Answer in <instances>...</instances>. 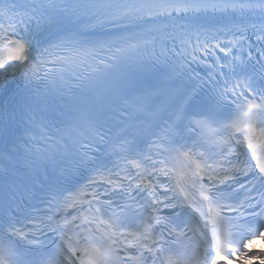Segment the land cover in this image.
I'll return each mask as SVG.
<instances>
[{
	"label": "snow or ice",
	"instance_id": "1",
	"mask_svg": "<svg viewBox=\"0 0 264 264\" xmlns=\"http://www.w3.org/2000/svg\"><path fill=\"white\" fill-rule=\"evenodd\" d=\"M261 227L264 0H0V264H216Z\"/></svg>",
	"mask_w": 264,
	"mask_h": 264
}]
</instances>
